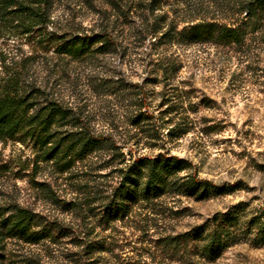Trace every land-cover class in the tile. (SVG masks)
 Instances as JSON below:
<instances>
[{"label":"trees","instance_id":"trees-1","mask_svg":"<svg viewBox=\"0 0 264 264\" xmlns=\"http://www.w3.org/2000/svg\"><path fill=\"white\" fill-rule=\"evenodd\" d=\"M223 1L227 7L221 15L188 16L176 0H87L96 17L87 28L60 22L54 0H0V40L20 41L29 52L8 64L6 58L1 60L0 144L31 147L33 170L46 163L60 174H70L93 159L101 162L98 171L109 170L115 182L87 203V211H95L105 230L128 219L135 208L155 211L167 198L205 201L242 189L240 183L216 184L201 178L185 158L166 152L139 155L135 150L141 144L164 149L166 138L182 137L191 129L174 115L179 105L188 104L194 111L197 106L194 90L180 89L183 66L175 47L240 50L258 37L264 39V0ZM147 41L153 50L146 62L151 67L149 77L133 82L118 73L93 76L98 63L123 58L129 47H145ZM82 64L91 67L87 66V78L94 93L125 101L122 140L95 131L82 107L62 93L65 79ZM200 103L210 107L211 100L202 96ZM39 187L50 192L43 183ZM53 200L64 211L84 208L78 200ZM54 223L19 204L0 206V262L7 258L9 242H56L63 228ZM155 243L169 260L182 264L216 263L240 244L264 247V206L239 201ZM85 247L87 255L105 251L103 244L91 242Z\"/></svg>","mask_w":264,"mask_h":264},{"label":"rangeland","instance_id":"rangeland-1","mask_svg":"<svg viewBox=\"0 0 264 264\" xmlns=\"http://www.w3.org/2000/svg\"><path fill=\"white\" fill-rule=\"evenodd\" d=\"M54 1L60 22L87 28L93 25L96 17L87 0ZM176 6L188 16L221 15L227 7L223 0H176ZM150 47V41L145 47H129L123 58L116 56L110 63H98L93 76L118 73L130 81L141 82L150 76L151 67L146 66L149 52H153ZM173 50L183 66L179 79L184 83L180 89L192 88L197 96L193 99L197 102L196 111L188 104L183 108L179 105L174 115L191 129L182 137L166 138L164 149L141 144L135 150L139 155L166 152L185 158L201 178L216 184L240 183L242 189L205 201L167 198L160 201L155 211L135 208L128 219L105 230L99 226L95 211H87V203L115 182L109 170L98 171L101 162L93 159L70 174H60L46 163L33 170L35 153L31 147L15 142L0 144V206L28 207L46 222L63 228V235L56 242H9L7 258L0 264H182L169 260L155 248L156 240L185 231L239 201L264 206V39L258 37L240 50L215 45L177 46ZM23 54H29L27 45L1 39L0 75L3 58L8 64ZM87 66H74L61 91L82 107L95 131L122 140L125 129L121 114L126 103L119 96L94 93L88 82ZM202 96L211 100L210 107L200 103ZM42 183L49 193L40 189ZM53 198L78 200L84 208L82 212L64 211ZM91 242L103 244L105 251L87 255L85 246ZM212 264H264V247L240 244Z\"/></svg>","mask_w":264,"mask_h":264}]
</instances>
